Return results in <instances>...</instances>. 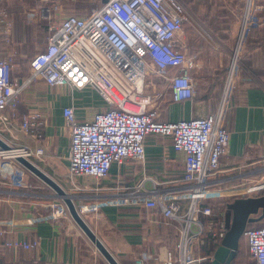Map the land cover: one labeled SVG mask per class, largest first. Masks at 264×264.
<instances>
[{
  "label": "built area",
  "instance_id": "1",
  "mask_svg": "<svg viewBox=\"0 0 264 264\" xmlns=\"http://www.w3.org/2000/svg\"><path fill=\"white\" fill-rule=\"evenodd\" d=\"M54 2L37 0V6L27 17L37 20L42 15L55 19L57 7ZM241 2L239 38L216 111L165 121L161 116L167 100L182 101L198 95L200 63L196 55L188 51L186 28L196 20L183 0H101L90 13H68L58 24L51 26L46 47L30 58V72L25 78L12 74L19 51L13 39V20L0 0V24L7 46V54L0 59L2 122L8 123L17 116L25 88L35 81H43L51 87L69 86L76 91L93 90L104 103V109L82 121L77 117L74 104L62 107L70 141L68 169L74 183L85 177L97 181L106 178L116 163L119 167L128 161L143 164L149 134L171 138L176 153L184 155L185 183L182 186L165 187L153 180L150 189L139 183L106 200L77 205L83 215L103 204H142L149 208L159 207L167 220L177 222L179 234L174 250H166L164 259L159 253L143 251L136 256L137 264H149L155 259L163 264L212 261L213 255H200L198 246L206 241V237L211 242L221 243L227 232L226 224L222 222L207 236L208 226L201 216L214 221L219 211L210 202L225 195L213 193L228 188L226 183L231 188L235 185L232 180L239 177L242 179L239 185L244 187L240 190H244L241 195L264 194V164L231 179L212 178L230 144L228 118L247 34L264 23V0ZM42 117L43 113L37 110L24 114L21 128L28 132ZM8 144L10 149L0 147V160L15 159L16 156L32 160V156L45 153L44 144L36 148L28 144ZM50 209L36 219L71 216L64 202H53ZM8 233L10 231L0 225V236ZM243 234L252 259L257 264H264V226L246 227ZM39 241L38 238L28 241L15 237L6 239L3 245L29 250L37 247ZM32 264H40V259L35 257Z\"/></svg>",
  "mask_w": 264,
  "mask_h": 264
},
{
  "label": "crops",
  "instance_id": "2",
  "mask_svg": "<svg viewBox=\"0 0 264 264\" xmlns=\"http://www.w3.org/2000/svg\"><path fill=\"white\" fill-rule=\"evenodd\" d=\"M12 1L1 0V3L10 12L14 22V13L10 6ZM28 2L35 3L32 9L37 6V0ZM184 3L197 20L189 23L186 28L189 38L188 51L196 55L200 63L197 75L198 95L182 101L167 100L161 116L165 121L216 111L224 89L227 64L231 62L232 51L237 45L242 20L241 0H184ZM235 4H238L237 8L234 7ZM56 18L57 11L55 19L40 16L39 33L44 41L41 49L46 47L52 20L55 21ZM47 24L50 32L46 30ZM12 33L14 39V23ZM0 36L1 59L7 54L1 24ZM246 44H249V47L244 49L240 57L241 72L228 118L230 144L221 158L217 173L212 176L213 179H231L264 164V24L247 34ZM17 58L18 55L15 64ZM29 61L30 59L22 64L17 76L14 75V67L13 76H28ZM66 104H74L77 107V117L80 121L91 118L99 109L105 108L96 91H76L69 86L51 87L43 81H35L25 88L17 116L8 123L0 120V136L16 146L28 144L36 148L44 144L45 153L32 156V160L47 174L52 175L64 189L69 187L76 191L74 197L77 205L106 200L117 193L134 188L139 183L150 189L154 185L153 180L165 187L184 185V155L176 153L171 138L152 134L146 138L147 157L143 164L128 161L119 167L116 163L106 178L97 181L85 177L74 183L68 169L70 141L62 108ZM36 110L42 112L43 117L38 125L26 132L21 128L22 116ZM5 112L10 114L9 110ZM28 171L16 159L0 160V225L10 231L7 235L0 236V264H32L35 257L40 259V264H110L72 216L36 219L39 215L46 214V210H51L50 204L59 201L60 197L49 185L44 186L39 181H34V185L28 184ZM21 178L23 182H20ZM232 181L233 185H239L242 179L237 177ZM225 185L231 186L227 183ZM231 192L233 191L221 190L213 195L228 196ZM223 197L222 203L219 204L224 207H220L214 221L208 216H201L208 226L207 236L222 222H226L224 219L227 203L232 198ZM185 210L186 208L184 212ZM85 213L87 222L122 264H137L136 256L143 251L159 253L164 259V252L174 248L178 241V223L167 220L159 207L149 208L142 204H103L97 210ZM15 237L28 241L38 238L40 241L37 247L29 250L4 247L3 242L6 239ZM206 238V241L198 246V253L213 255L218 246ZM236 254L232 264H257L248 253L245 237L241 239ZM149 264L163 263L155 259ZM204 264H212V261L207 260Z\"/></svg>",
  "mask_w": 264,
  "mask_h": 264
},
{
  "label": "water",
  "instance_id": "3",
  "mask_svg": "<svg viewBox=\"0 0 264 264\" xmlns=\"http://www.w3.org/2000/svg\"><path fill=\"white\" fill-rule=\"evenodd\" d=\"M0 147L10 149V144L0 136ZM32 174L39 177L46 184L51 186L58 197H60L77 225L85 232L90 241L94 243L100 254L106 258L110 264H122L110 251L104 241H102L85 217L77 208L76 202L71 194L50 174L42 169L33 160L24 156L15 158ZM227 211L224 221L227 232L221 243L213 253L212 264H232L236 258L242 235L249 224L260 221L264 218V194L251 196H237L227 203Z\"/></svg>",
  "mask_w": 264,
  "mask_h": 264
},
{
  "label": "rangeland",
  "instance_id": "4",
  "mask_svg": "<svg viewBox=\"0 0 264 264\" xmlns=\"http://www.w3.org/2000/svg\"><path fill=\"white\" fill-rule=\"evenodd\" d=\"M183 2H184V0H183ZM54 3L56 4V7H57V9H56L57 18L55 21L52 20V23L58 24L61 17L68 14V13L87 14V13L92 12L98 5H100L101 0H55ZM34 4L35 3L32 4L31 2H28V0H13L12 3H10L11 9L13 10V13H14V22H13L14 23V43H15V46L18 47V51H19L18 52V58L16 59L17 65L15 64V70H14L15 76H17V72L22 67V64L24 62L27 63L28 60L37 51H39L44 45L43 44L44 41L42 40V37L39 33V29H40V25H41L40 24V17L37 20H32V19L27 17L28 12L32 9L31 7H33ZM237 5L238 4H235L234 7L237 8ZM186 6H187V4H186ZM188 9H189V11L191 10L189 7H188ZM208 9H209V7L207 8V10ZM242 11H243V5H242V9H241V14H242ZM190 13L192 14L194 19L196 20V17L194 16L193 12L190 11ZM201 16H202V14H200V17ZM196 22H197V20H196ZM17 43H18V45H17ZM1 44H2V36H0V49L2 48ZM234 55H235V53H234V49H233L232 59L230 60L231 62L229 64H227V70H229V68L231 66ZM29 72H30V68H29ZM29 176L30 177H29L28 184L34 185V181L35 182L39 181L42 184H44V186L48 187V184H46L43 180H41L39 177L32 174L31 172H29ZM73 188H75V187H73ZM242 188H244L242 185H234L231 188L230 187L224 188L223 190L233 191V192H231L230 194L228 193V196H224V195H223L224 197L219 196L218 198L213 199L212 202L218 206L219 203H222L221 202L222 197L223 198H232V200H233L237 196H243V195H241L243 193L240 191ZM65 190L68 191L69 194H71L73 196V198L76 202V197H74V195H76V191H74L72 188H69V187H67ZM225 195H227V194H225ZM229 195H231V196H229ZM58 202H64V201L60 198ZM222 206L224 207V205L220 204L221 208H223ZM46 211H47V213L50 212V210L49 211L46 210ZM85 214L86 213L84 212L83 217H85ZM97 253L99 254L98 251H97Z\"/></svg>",
  "mask_w": 264,
  "mask_h": 264
},
{
  "label": "trees",
  "instance_id": "5",
  "mask_svg": "<svg viewBox=\"0 0 264 264\" xmlns=\"http://www.w3.org/2000/svg\"><path fill=\"white\" fill-rule=\"evenodd\" d=\"M264 24V23H263ZM262 24V25H263ZM260 27V26H259ZM259 27H255V28H252L250 31H249V33L248 34H250L252 31H254V30H256V29H258ZM46 30H47V32H50V30H49V25L47 24L46 25ZM247 47H249V44H246V46H245V49L247 48ZM227 72H228V70H227ZM226 75H227V73H226ZM214 207H215V209H216V211H220V204L217 206V205H215L213 202H210ZM264 219V218H263ZM263 219H261L260 221H257V222H252V224H249L247 227H252V226H264V220ZM245 236H244V234L242 235V239L244 238ZM246 238V237H245ZM247 240V239H246ZM214 243V242H213ZM219 244L220 243H216V246H219ZM176 246V245H175ZM175 248V247H174ZM174 248H172V250H174Z\"/></svg>",
  "mask_w": 264,
  "mask_h": 264
},
{
  "label": "bare ground",
  "instance_id": "6",
  "mask_svg": "<svg viewBox=\"0 0 264 264\" xmlns=\"http://www.w3.org/2000/svg\"><path fill=\"white\" fill-rule=\"evenodd\" d=\"M9 153H11L10 151H9ZM246 191L248 190V189H245ZM221 191V190H220ZM218 192H219V190H218ZM218 192H214L213 194H216V193H218Z\"/></svg>",
  "mask_w": 264,
  "mask_h": 264
}]
</instances>
